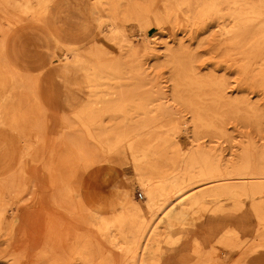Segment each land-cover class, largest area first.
<instances>
[{
	"label": "bare ground",
	"instance_id": "obj_1",
	"mask_svg": "<svg viewBox=\"0 0 264 264\" xmlns=\"http://www.w3.org/2000/svg\"><path fill=\"white\" fill-rule=\"evenodd\" d=\"M54 2L0 0L5 21L0 20V235L9 227L7 221L15 209L34 193L27 182L28 171H23L22 184L21 174L14 175L12 167L23 159L38 161L46 145L40 102L44 79L34 80L21 72L19 60L11 54V31L26 26L52 30L49 10ZM125 2L122 0L121 5ZM159 2L144 15L146 26L154 21L161 27L170 19L176 27L191 33L206 34L215 29L221 37L214 43L216 50L224 53L220 63L232 60L231 66L242 79L239 91L245 94L234 97L237 88L229 91V83L223 78L198 76L194 54L183 42L177 49L163 47L173 70L170 96L141 94L149 80V66L137 60L136 68L128 70L100 44V36L115 45L120 39L123 45H117L118 49L129 57L161 60L157 42L144 41L137 47L115 19L104 16L105 6L113 9L112 0H94L90 31L95 47L86 54L68 48L61 55L53 54L49 63L48 70L64 83L67 104L76 122L65 121L61 129L72 132L76 128L83 134L62 139L60 147L66 154L50 157L49 184L56 191L53 203L58 215H48L41 263L158 264L163 236L171 238L176 229L192 225L195 215L206 210L210 202L223 201L231 202L236 209L246 201L251 203L260 225L253 231L256 243L252 252L264 249V150L247 139L240 153L224 159L217 148L202 145L207 136L212 142H227L229 123L264 130V112L252 103L254 98L264 100V0ZM52 39L64 43L58 32L52 33ZM174 105L183 106L189 116L160 124L172 116ZM152 128L162 131L156 141L147 136ZM184 133L191 140L187 150L180 141ZM210 133L212 136L207 135ZM89 144L108 154L121 148L130 152L138 186L146 195L144 204L128 188H118L117 201L108 209L110 216L105 215L106 202L98 208L89 206L88 194L82 192L76 173L81 166L88 168L97 162ZM78 223L97 231L99 240L79 233ZM234 236L229 232L223 237L226 251L222 259L204 258L201 264H229L232 254L242 248ZM13 259L10 250L1 264Z\"/></svg>",
	"mask_w": 264,
	"mask_h": 264
},
{
	"label": "rangeland",
	"instance_id": "obj_2",
	"mask_svg": "<svg viewBox=\"0 0 264 264\" xmlns=\"http://www.w3.org/2000/svg\"><path fill=\"white\" fill-rule=\"evenodd\" d=\"M121 1L112 0L113 9L105 6L104 16L110 15L112 19H115L118 27L130 36L137 47H140L144 41L152 42L154 39L157 42L155 48L162 59H152L149 56L129 57L125 51L120 52L118 49V46L123 45L120 39L116 40L118 46L103 35L100 36L99 42L113 52L128 70L136 68L137 60L145 62V67L149 66L147 70L149 80L142 86L141 94L152 92L161 94L160 96H170L168 90L172 89L170 79L173 70L166 61L163 47L177 49L181 42L192 50L195 58V72L198 76L223 78L229 83V91L237 88L238 91L234 93V97L245 94L239 91L242 79L236 67L231 66L232 60H224L220 63L224 53L216 50L214 43L221 37L215 29L206 34L194 31L191 33L182 27H176L174 20L170 19H166L161 27L154 21L146 26L147 19L144 15L149 12L152 5L159 6V0H125L124 5H121ZM93 4L94 0H56L49 10L52 30L47 32L33 26H26L23 30L14 27V31H11V54L21 63H18L21 72L34 80L44 79L40 102L43 121L42 139L46 145L41 150L38 161L29 163L27 159H23L17 166L12 167L14 175L21 174L22 184L25 183L22 179L23 171L24 174L28 171L30 179L27 182L33 187L34 193L33 198L27 197L25 202L15 209L14 216H10L7 221L9 227L0 235V264L5 253L10 250L14 254V259L8 264H50L49 261L41 263L39 260L45 246L48 215H58L53 203L56 191L49 184L50 157L55 153L66 154V151L60 147L62 139L77 137L83 133L76 131V128L72 132L61 129V123L65 121L73 125H76V122L72 118V108L67 104L63 81L48 69L51 68L49 63L53 54L61 55L68 48H75L78 54H86L95 47L91 42L90 31L94 16ZM0 20L5 22L1 12ZM104 30L107 32L106 28ZM54 32L62 35L64 43L58 44L53 41L52 33ZM69 42L73 44H68ZM78 78L81 79L82 76L78 75ZM252 103H256L264 112V100L254 98ZM185 114L187 111L183 106L174 105L172 116L161 120L160 124H167L172 118L182 121L189 116ZM262 119L264 122V117ZM227 130L229 135L227 142L223 144L212 142L207 136L202 140V145L217 148L223 153L224 159H233V156L240 153L247 139L257 142L259 149L264 150V130L258 132L244 123H237L236 126L229 123ZM161 133L160 129L152 128L147 132V136L156 141ZM207 135L212 136L211 133ZM180 141L185 150L191 146V140L185 133L180 135ZM89 147L95 154L97 162L88 168L81 166L76 172L83 187L82 192L88 194L89 206L98 208L106 202L105 215L110 216L112 212L108 209H111L112 203L117 201L115 195L118 188H128L133 197L144 204L146 195L138 186L130 152L121 148L117 153L108 154L98 151L92 144H89ZM140 194L143 198H140ZM239 208L236 209L228 201L210 202L206 210L195 215L192 225L186 229H176L172 232L171 238L165 236L161 238V249L157 255L158 264H201L204 258L222 259L226 251L222 246V240L229 232L235 234L234 238L242 247L232 254L229 264L233 262L264 264V249L252 252L256 243L253 231L260 227L252 205L246 201ZM77 229L81 234L100 238L97 231L81 223L77 224ZM106 246L110 248L107 243Z\"/></svg>",
	"mask_w": 264,
	"mask_h": 264
},
{
	"label": "built area",
	"instance_id": "obj_3",
	"mask_svg": "<svg viewBox=\"0 0 264 264\" xmlns=\"http://www.w3.org/2000/svg\"><path fill=\"white\" fill-rule=\"evenodd\" d=\"M139 196H140V198H143V195L142 194H140Z\"/></svg>",
	"mask_w": 264,
	"mask_h": 264
}]
</instances>
